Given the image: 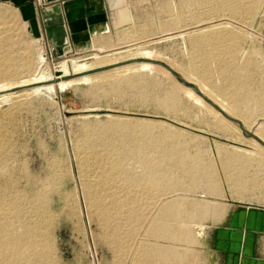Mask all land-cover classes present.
Returning <instances> with one entry per match:
<instances>
[{"label":"rangeland","instance_id":"1","mask_svg":"<svg viewBox=\"0 0 264 264\" xmlns=\"http://www.w3.org/2000/svg\"><path fill=\"white\" fill-rule=\"evenodd\" d=\"M116 37L123 38L122 46L107 53L66 52L50 58L30 35L17 10L0 2V83L29 79L42 72L48 76L44 82L17 86L4 93L23 94L25 90L50 85L55 88L53 93L44 90L40 95L29 94L17 108L14 104L17 98L0 103V203L11 199L10 192L4 188L10 179L26 194L46 188L48 208L55 219L49 229L54 239L51 256L54 264H141L144 258L140 251L152 245L151 240L144 241L140 232L129 239V215L119 220L118 233L113 232V223L103 228L93 217L87 201L84 187L87 173L80 159L89 150L81 149V130L84 126L100 128L109 122V117L162 123L196 137V143H202L207 149L205 157L215 164L218 188L223 196L209 200L219 204L222 212L219 221L191 222L192 231L202 234L199 244L213 243L215 228L227 224L233 207L264 213V146L258 141L263 140L257 132L264 134V109L261 105L242 109L248 112L242 119L247 120L250 127H244L241 120L240 124L256 139L242 132L237 122L223 116L217 109H222V104L211 95L221 77L238 76L243 71L240 68L246 64L253 68L251 89L264 90V0H128L127 24ZM90 62L97 65L72 76L74 65ZM229 62H235L239 69H230ZM64 66L68 73H64ZM130 68L134 70L120 72ZM105 75L107 78L125 75L141 85L106 93L107 80L101 82ZM85 76L93 80L63 90L59 87L62 82ZM142 83H154V87L145 88ZM185 87L191 89L198 100L187 95ZM173 94L178 103L170 112L154 100L173 97ZM103 137V133H99L91 150L102 157L114 135L107 140ZM216 146L251 161L247 174L257 183L253 194L260 201L231 197L232 190L217 164ZM126 162L123 168L126 174L139 172L138 165ZM112 179V185L124 183L121 173L115 172ZM196 191L186 192L185 196L204 200V196H200L202 189ZM136 205L134 202L132 208ZM35 207L26 205L29 214ZM152 207L147 220L158 216V210ZM185 207L189 208L187 199ZM193 251L206 254L201 245L194 246Z\"/></svg>","mask_w":264,"mask_h":264},{"label":"bare ground","instance_id":"2","mask_svg":"<svg viewBox=\"0 0 264 264\" xmlns=\"http://www.w3.org/2000/svg\"><path fill=\"white\" fill-rule=\"evenodd\" d=\"M96 65L97 62L74 65L71 70L72 76L90 70ZM131 70L134 68L120 72L127 73ZM63 71L68 73L65 66ZM47 78L48 76L42 72L29 79L0 83V103L4 104L12 98H17L14 103L17 108L23 104L24 100H27L29 94L40 95L44 90L47 93H53L55 88L52 85L44 87V89L41 87L28 89L23 94L4 93L17 86L44 82ZM101 78V82L107 80L106 93L108 91L117 92L125 86L137 87L141 85L140 82L125 75H112L109 78L105 75ZM92 80L93 78L85 76L62 82L59 87L63 90L73 84L89 83ZM142 86L153 88L154 83H142ZM185 90L187 95L198 100L196 99L198 96L191 89L185 87ZM154 100L158 102L159 107L167 112L172 111L178 103L174 94L173 97L155 98ZM218 102L222 104V110L230 116L243 118L231 106L223 104L221 100ZM109 118V122L100 128L84 126L81 130V149L86 148L89 152L83 153L80 164L83 171L87 173L84 187L93 217L103 228H108L113 223V232L118 233L121 226L119 220L129 215L127 218L131 223L129 239H132L135 232H140L143 234L145 242L152 241L150 249L140 251L144 258L141 264H198L197 255L194 251V253L192 252V248L200 245L199 238L202 234L192 231L193 223L191 222H203L206 219L218 220L222 212V207H219V204L209 200V198L218 199L219 197L221 199L223 196L219 192V181H217V173L215 174L214 170L215 164L212 159L205 157L207 149L202 147L201 142V144L196 143L198 141L196 137L162 123L135 118ZM242 121L244 127H250L248 121L243 119ZM101 132L104 135L103 139L106 140L109 136L114 135L110 145L106 146L103 157L99 155L100 153L91 151L94 150L93 145ZM257 132L264 141V134L258 130ZM216 155L218 157L217 164L223 170L228 188L232 190L229 192L231 197L237 196L238 199L247 202H252V199L258 200L259 198L253 194L257 183L247 174V168L251 161L236 152L222 149L220 146H216ZM126 161L138 165L139 172L130 176L126 174L123 169ZM115 172L121 173L124 182L122 186L112 185L111 181ZM4 188L10 192L11 199L8 203H0V264H54L51 257L54 251V239L49 229L53 227L55 219L48 208L46 188L26 194L24 191H19L11 179ZM199 188L202 189L200 196L203 195L204 200L197 201L196 197L195 200L185 196L186 192H194ZM179 199L181 201H178ZM186 199L189 208L185 207ZM134 202L137 205L133 209ZM28 204L36 206L31 214L26 208ZM151 205L154 210H158V216L147 220L148 212H151ZM258 213L260 212L258 211ZM243 214L241 215L243 216ZM188 222L191 223L190 226ZM177 245L184 247L179 249Z\"/></svg>","mask_w":264,"mask_h":264},{"label":"crops","instance_id":"3","mask_svg":"<svg viewBox=\"0 0 264 264\" xmlns=\"http://www.w3.org/2000/svg\"><path fill=\"white\" fill-rule=\"evenodd\" d=\"M0 2L17 10L30 35L38 41L42 52L50 58L59 57L66 52L78 55L89 52L107 53L116 50L119 45L122 46L123 38H117L116 33L127 24L128 0ZM249 65L242 66L240 69L243 71L236 77L232 74L221 77L220 84L211 94L216 101H224L226 105L232 104V108L243 118L248 116V112L242 110L243 107L261 105L264 109V90L251 89L250 74L253 68ZM227 66L232 67L230 69H239L235 62H229ZM211 82L209 80V84H212ZM233 118H238L243 123L242 118ZM257 213L255 210L233 207L227 224L215 228L213 245L204 242L200 244L201 248L206 249V254L195 253L198 264H232L233 261V264H264V213Z\"/></svg>","mask_w":264,"mask_h":264},{"label":"water","instance_id":"4","mask_svg":"<svg viewBox=\"0 0 264 264\" xmlns=\"http://www.w3.org/2000/svg\"><path fill=\"white\" fill-rule=\"evenodd\" d=\"M200 96H201L202 98H204L205 100L209 101V99H207L203 94L200 93ZM217 109H218L219 112H220L223 116H225L227 119L232 120V121H234V122H237V123L239 124V129H240L242 132H244L245 134H250V135H252L254 138L258 139L254 134H251L247 129L243 128V126L240 124V123H241L240 120L231 117L230 115H228L226 112H224V111H223L222 109H220V108H217ZM258 141L264 146V142H263V141H261L260 139H258Z\"/></svg>","mask_w":264,"mask_h":264}]
</instances>
